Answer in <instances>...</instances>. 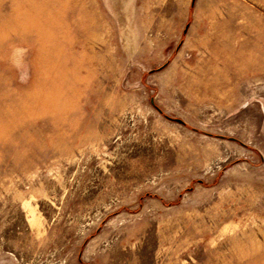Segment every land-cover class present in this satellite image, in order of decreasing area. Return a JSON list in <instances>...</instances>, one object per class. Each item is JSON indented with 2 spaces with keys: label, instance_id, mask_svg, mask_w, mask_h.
<instances>
[{
  "label": "rangeland",
  "instance_id": "374dc122",
  "mask_svg": "<svg viewBox=\"0 0 264 264\" xmlns=\"http://www.w3.org/2000/svg\"><path fill=\"white\" fill-rule=\"evenodd\" d=\"M0 264H264V0H0Z\"/></svg>",
  "mask_w": 264,
  "mask_h": 264
},
{
  "label": "water",
  "instance_id": "95a60500",
  "mask_svg": "<svg viewBox=\"0 0 264 264\" xmlns=\"http://www.w3.org/2000/svg\"><path fill=\"white\" fill-rule=\"evenodd\" d=\"M177 121H180L179 119H176Z\"/></svg>",
  "mask_w": 264,
  "mask_h": 264
}]
</instances>
